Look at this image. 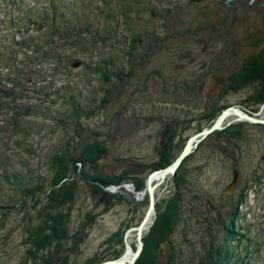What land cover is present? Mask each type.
Wrapping results in <instances>:
<instances>
[{
	"label": "rangeland",
	"instance_id": "obj_1",
	"mask_svg": "<svg viewBox=\"0 0 264 264\" xmlns=\"http://www.w3.org/2000/svg\"><path fill=\"white\" fill-rule=\"evenodd\" d=\"M36 1L42 4L48 0H0V75L6 73L2 68L5 64L12 65V53H19L16 62L21 59L23 51L22 48H17L16 42L28 36L36 35L38 38L37 33L30 30L21 20ZM73 1L63 0L64 3L70 4ZM90 1L93 0L81 1L85 14ZM154 1L152 0V4L155 6ZM166 6L161 9L153 7L161 16L151 18L150 12L146 11L142 18L130 19L131 29L134 32H143L140 34L141 39L135 48L131 65L127 69L131 77L111 79L105 86L109 90L105 97L109 103H105V107L99 112L95 110L104 94V86L96 77L91 76L87 69L83 66H71L69 69L58 67L53 70L44 62L37 64L34 73L24 84V94H28L27 97L21 101L1 103L0 154L2 152V156L8 159L7 162L17 164L23 171L31 168L37 176L43 175L48 155L62 142L64 133L59 125H67V118L63 114L66 109L64 100L72 96L80 102L84 112H94L89 119L81 118L80 128L82 137L91 139L97 134L100 140L106 142L109 154L102 161L103 165L126 169L127 161L124 158L134 156L149 166L153 158L155 139L160 140L161 135L166 134V121L172 116L184 118L202 114L205 104L213 102L227 86V74L239 65L240 59L264 46V0H173ZM65 10L70 20L77 19L73 6H67ZM91 14L95 16V13ZM23 24L25 28L22 27ZM26 28L29 29L27 32ZM77 58L78 56H73L70 63L79 61ZM176 86L177 90L173 91ZM250 92L251 87H245L225 95L222 101L264 120V103L256 112H248L254 108L253 105L246 106L244 103ZM8 104L13 105L19 112L25 105L32 108V115L20 120L28 132L26 135L22 133L23 141L18 139L19 134L12 132V126L1 121H9L11 118L9 112L1 113L9 110ZM236 118L234 114L227 115L221 124L222 127L225 123L244 122ZM242 130L248 142V149L242 152L243 159L238 161L242 165L245 178L258 174L260 188L257 187L258 193L249 194L252 214L246 216L241 224L247 223L248 236L253 242H261L264 240V129L258 123H244ZM25 148H31L34 153L28 156L24 153ZM228 149H233V146ZM249 154L252 156L251 160ZM201 165L202 162L198 161L192 163L191 167ZM227 168L231 173L233 170L238 172L239 181L241 173L238 169H232L228 163ZM193 172L197 173L196 170ZM155 181L158 180L154 179L152 183ZM169 181L168 177H165L153 190L155 202H162L164 209L168 208L171 198ZM38 183L39 181L36 182ZM36 184L33 182L32 186ZM1 188L0 194L3 195L11 191L8 184H3ZM88 188L84 182L79 181L72 209V227L75 226L86 233L85 240L78 247V253L72 256L77 263H84L94 254L105 259L110 250L119 248L118 229L123 222L131 220L134 216V221L137 218V214L133 215L128 211L129 203L114 201L113 205L105 206L104 197L92 195ZM122 188L124 196L135 203L144 202L145 197L148 199L145 194L142 200L139 197L136 200L131 191L136 190L132 183H124ZM109 190L110 193L119 192V188ZM190 204L186 208L188 212L184 211L180 215L173 235L174 242H177L179 247L174 259L176 264H195L199 256L195 253L200 252L201 245L211 243L212 238L219 241L221 237V224L217 229L210 228L208 232L205 225L200 227L193 222L207 209L206 201H199V207H196L194 202ZM214 207L212 213L208 212L209 217H215V212H219L223 219L229 218L230 204L218 202ZM245 210L243 207L241 211ZM191 213L193 215H190ZM87 215L90 219H87ZM154 219L155 214H151L142 231V237L149 233ZM89 220L92 221L90 227ZM21 222V216L14 213L7 219L5 228L0 230V264H17L19 260L23 249L20 244ZM133 227L125 231L122 242L124 246L128 244L135 250L138 243L135 230L131 229ZM124 251L125 247L122 254ZM127 252L130 255L129 250L125 255ZM125 255L124 258L129 257ZM250 256L248 264H264V248L258 254L253 253Z\"/></svg>",
	"mask_w": 264,
	"mask_h": 264
},
{
	"label": "trees",
	"instance_id": "obj_2",
	"mask_svg": "<svg viewBox=\"0 0 264 264\" xmlns=\"http://www.w3.org/2000/svg\"><path fill=\"white\" fill-rule=\"evenodd\" d=\"M81 1L83 0H74L72 4L64 3L63 0H48L42 4L36 1L28 10V14L22 17L24 19L21 18L30 30L37 33L38 38L36 35L28 36L16 42L17 48L20 47L23 51L21 59L16 62L19 53H12L14 58L12 65L9 63L2 67L6 73L0 75V108L4 101H21L27 97L28 94H24L26 91L24 84L34 73L37 64L44 62L53 70H57L58 67L69 69L70 59L78 56L80 66L87 69L90 75L96 77L104 86L102 88L104 94L100 97L95 110L99 112L108 102L105 97L109 90L105 86L111 79L131 77L127 69L131 65L135 48L141 39L140 34L143 32L142 30L134 32L129 26L130 19L142 18L146 11L150 12L151 18L161 16L159 10L157 14L153 7L161 9L173 2L153 0L154 6L152 0H93L87 5L85 14ZM67 6H73L77 19H69L65 10ZM91 13H95V16ZM22 27L25 28V24ZM28 30L26 28V32ZM242 65L232 77V83L227 85L213 102L205 104L202 114L184 118L172 116L166 121V127L168 125L166 134L161 135L160 140L156 138L155 142H152L154 153L149 166L134 156L124 158L127 161L126 169L103 165L102 161L109 154L106 142L100 140L97 134L91 139L82 137L80 128L81 118L89 119L94 112H84L80 102L72 96L64 100L66 109L63 114L67 118V125L65 123L59 125L62 126L61 130L64 133L62 142L48 155L44 171L41 172L43 175L37 176L31 168H26L25 171L19 169L17 164L7 162L8 159L3 157L1 152L0 186L8 184L11 191H8L7 195L0 194V230L5 228L7 219L14 213L21 216L20 244L23 249L17 264H95L119 257L124 250L122 236L127 229L139 224L148 207L147 197L144 202L137 203L126 198L122 193V185L132 183L136 190H141L150 172L170 164L191 135L209 127L223 109L231 106L223 103L225 95L238 92L256 80L261 83L252 86L244 103L246 106H254L249 113L256 112L264 103V50L258 54L248 55L242 61ZM177 88L176 86L173 91ZM7 106L9 110L1 113L9 112L11 118L9 121H1L12 126V132L19 134L18 139L23 141L22 133L26 135L28 132L20 120L32 115V108L25 105L19 112L13 105ZM244 123L249 122L225 123L221 129L213 131L183 159L174 175L168 177L171 189L168 203L170 207L168 205V208L164 209L162 202H155L154 223L149 233L142 237L144 246L134 264H176L174 259L179 247L177 242H174L173 235L180 215L184 211L188 212L187 205L194 202L196 207H199L198 203L202 200L207 203L205 210L210 212L218 202L226 201L231 206V213L227 220L220 215L224 227L219 241L202 244L200 252L195 253L199 255L195 264H248L250 255L258 254L264 248V240L253 242L248 236L247 223L241 224L246 216L252 214L249 194L258 193L257 187L260 185L257 173L251 174L248 179L245 178L242 165L238 161L240 158L243 159L242 152L248 149V142L242 130ZM259 125L264 129V124ZM215 145H217L215 148L220 149L213 148ZM232 146L233 149L229 150L228 148ZM23 150L28 156L34 153L31 148ZM226 150H229L226 152L228 155L222 153ZM249 156L251 160V154ZM198 161L202 162L201 166L191 167L192 163ZM227 163L232 169H238L241 178L234 193L228 195L224 201L223 190L232 178L231 170H227ZM194 170L197 173H194ZM79 181L89 187L92 195L104 197L105 206L113 205L114 201L116 203L124 201L130 204L128 211L133 215L137 214L135 221L134 216L120 226L117 241L119 248L110 250L105 259L94 254L84 263H77L72 258L78 253V247L86 237L84 230L72 227V209ZM33 182L36 185L32 186ZM110 186H117L119 192L110 193L105 189ZM243 207L246 210L242 212ZM106 210L107 207L104 208V212ZM87 219H90L88 215ZM193 222L196 224L195 220ZM88 223L90 227L92 221L89 220ZM240 242L245 244H239ZM163 244L166 245L162 247Z\"/></svg>",
	"mask_w": 264,
	"mask_h": 264
},
{
	"label": "water",
	"instance_id": "obj_3",
	"mask_svg": "<svg viewBox=\"0 0 264 264\" xmlns=\"http://www.w3.org/2000/svg\"><path fill=\"white\" fill-rule=\"evenodd\" d=\"M81 62L80 61H74L71 63L72 67H78L80 66ZM234 114L237 116V120H243L249 123H259V124H264L263 119H258L255 118L253 115L248 114L242 110H239L236 107L229 106L221 111L217 119L209 126L205 127L199 132H196L195 134L191 135L185 145L183 146L182 150L180 153L177 155V157L167 166L154 170L150 172L146 176L145 180V187L142 190H131L133 192V197L137 200L139 197L141 200L143 199V196L145 194L148 195V207L144 213L143 218L139 222V224L131 229L135 230V238L137 241V247L135 250H132L131 247L128 244H125V251L123 254H121L119 257L115 259H110V260H105L103 262H98L95 264H134L136 259L141 253L142 246H143V241H142V231L145 227V224L148 222L151 214H155L154 212V205H155V198L153 195V190L155 187L160 184L165 177H171L174 175L176 172L177 168L183 161V159L196 147V145L203 140L207 135L211 134L215 130H219L222 128V122L224 118L227 115ZM238 172L233 170L232 171V178L231 181L225 186L224 188V193H231L234 191L235 186L238 181ZM154 179H157L158 181H155V183H152ZM109 188H117V186H110L108 188H105L107 191L110 192ZM130 251V255L128 258H124V255L126 251ZM89 264V263H88Z\"/></svg>",
	"mask_w": 264,
	"mask_h": 264
},
{
	"label": "flooded vegetation",
	"instance_id": "obj_4",
	"mask_svg": "<svg viewBox=\"0 0 264 264\" xmlns=\"http://www.w3.org/2000/svg\"><path fill=\"white\" fill-rule=\"evenodd\" d=\"M166 13H167V11H166ZM264 50V46H262V48H260L258 51H256V52H253V53H250V54H258V53H260V52H262ZM249 54V55H250ZM247 56L248 55H245L244 57H242L241 59H240V62H239V65L236 67V68H234L232 71H230L228 74H227V81H228V84L227 85H229V84H231L232 82H231V80H232V77L236 74V72L240 69V67L241 66H243L242 65V61L245 59V58H247ZM242 68V67H241ZM261 82L259 81V83H258V81H256V80H253V81H251V85H247L246 87H251L252 88V86H254V85H259ZM248 97V96H247ZM247 97L245 98V100L244 101H246L247 100ZM238 183V182H237ZM236 187V186H235ZM235 191V190H234ZM234 191H233V193H234ZM233 193H222L223 195V199H224V201L226 200V198L228 197V195H231V194H233ZM221 202V201H220ZM226 202V201H225ZM221 203H224V202H221ZM219 206H221V205H219ZM208 212H210V211H208V210H205V211H203V212H201V220H199V219H196V225L197 226H200V227H202L203 225H205V228H206V230L209 232V230H210V228H218V226H219V224H221L222 225V227H221V230H223V223L221 222V217H220V213L219 212H215V215H213V216H215V217H212V216H210L209 217V213ZM210 213H212V212H210ZM186 218H188V216H186ZM212 218H215V219H213V220H211ZM225 219V218H224ZM227 220V219H226ZM221 234H222V232H221ZM212 242H214V243H216V241H215V239L213 240V238H212ZM209 244H212V243H209Z\"/></svg>",
	"mask_w": 264,
	"mask_h": 264
},
{
	"label": "bare ground",
	"instance_id": "obj_5",
	"mask_svg": "<svg viewBox=\"0 0 264 264\" xmlns=\"http://www.w3.org/2000/svg\"><path fill=\"white\" fill-rule=\"evenodd\" d=\"M129 255V253L127 252V254L125 255V257H127Z\"/></svg>",
	"mask_w": 264,
	"mask_h": 264
}]
</instances>
